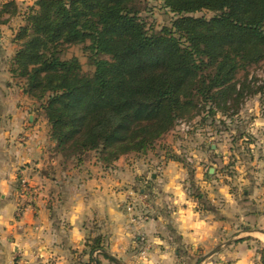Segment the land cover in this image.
<instances>
[{"label":"trees","instance_id":"1","mask_svg":"<svg viewBox=\"0 0 264 264\" xmlns=\"http://www.w3.org/2000/svg\"><path fill=\"white\" fill-rule=\"evenodd\" d=\"M160 1L172 18L159 29L147 24L142 0H34L28 7L9 70L39 102L64 158L80 163L94 151L109 166L144 153L177 119L200 108L202 120L231 117L260 91L236 77L264 61V0ZM17 13L14 0L1 5L0 16ZM74 44L88 53L91 73L76 56L62 58ZM86 246L102 251L103 237H87Z\"/></svg>","mask_w":264,"mask_h":264},{"label":"crops","instance_id":"2","mask_svg":"<svg viewBox=\"0 0 264 264\" xmlns=\"http://www.w3.org/2000/svg\"><path fill=\"white\" fill-rule=\"evenodd\" d=\"M9 44L0 52V264H196L200 256L198 264H264V160L251 181L223 175L226 155L237 154L221 143V157L217 144L189 148L181 163L129 153L109 166L96 154L70 162L55 149L39 102L12 76ZM243 123L264 137V99L263 113ZM21 178L30 197L20 198ZM139 190L147 196L129 211L126 200L137 201ZM96 234L104 248L90 253L86 239Z\"/></svg>","mask_w":264,"mask_h":264},{"label":"rangeland","instance_id":"3","mask_svg":"<svg viewBox=\"0 0 264 264\" xmlns=\"http://www.w3.org/2000/svg\"><path fill=\"white\" fill-rule=\"evenodd\" d=\"M9 0H0L1 5ZM18 6V13L14 16L8 17L7 14L0 16V52L6 53L9 43H15L13 37L18 27L24 23V15L31 6L34 0H14ZM143 4L146 6L145 11H142V15L147 21L148 25H152L153 28L159 29L162 25L169 24L172 14L161 7L160 0H142ZM210 16V12H199L197 15ZM6 20L3 22L2 20ZM17 48V44L15 43ZM8 56V55H6ZM71 56H76L81 63V68L84 73H91L93 71V66L88 61V53L83 50L82 44L68 45L62 54V58H70ZM4 61V59H2ZM10 66V59L7 60ZM246 76L247 80L250 81L249 86L252 88H258L260 90L254 95H248L244 99L241 109H246L243 115L237 113L231 117L222 116L221 113H217L206 120H202V113L200 109L198 114L191 119H177L175 126L166 132L162 137L154 141V143L147 148L144 153L131 152L128 156L133 159H152L153 157H158L164 155L165 158H170L181 163V159H187L189 155V148L198 149L204 148L207 152L212 150V147L217 144L218 150L220 147H224L231 151H235L237 155L233 152L230 155H226V161L221 169L223 175L228 176V179L232 180L234 175H239L243 178L251 180H256L263 173V157L259 156L258 144L263 139V132H260L258 128L253 131L247 129L244 126V120L248 121L253 119L255 116H259L263 113V99H264V61L257 64L250 65L244 71H240L237 74L236 80L238 84ZM43 112V110H42ZM258 115H255V113ZM219 114V115H218ZM44 115V114H43ZM238 115V116H237ZM237 116V117H236ZM180 120L185 121L189 124V128H182L180 125ZM247 125V124H246ZM261 126V125H257ZM219 130L222 132L220 137H216L213 132ZM220 138V139H219ZM221 143L222 146L219 144ZM219 144V146H218ZM250 144H254L251 147ZM213 152V151H212ZM222 149L219 153H215V156L220 155L221 157ZM96 153L90 151L85 154L84 160L92 159L93 155ZM70 162L75 161L73 158H67ZM210 161H207L206 165H210ZM212 163H217L212 161ZM248 176H251L250 179ZM141 192V191H138ZM137 192V194H138ZM133 201V199L126 200L125 207L127 208V203ZM128 209V208H127ZM132 211V210H129ZM133 216V215H132ZM207 258V257H206Z\"/></svg>","mask_w":264,"mask_h":264},{"label":"built area","instance_id":"4","mask_svg":"<svg viewBox=\"0 0 264 264\" xmlns=\"http://www.w3.org/2000/svg\"><path fill=\"white\" fill-rule=\"evenodd\" d=\"M180 125L182 126V128L188 129L189 128V124L186 123L183 120H180ZM251 147H254V144H250ZM257 152L259 153L260 157H263L264 160V137L263 139L260 141V143L258 144V150ZM20 184V198L22 197H30L32 195V188L31 186L28 184L27 180L24 178H21L19 181ZM147 194L141 190V192H138V200L137 201H129L127 203V208L129 210H132L136 205L134 204V202H138L140 200V202H143V200L146 198ZM20 203V202H19ZM139 217L143 220L149 218V215L147 214V212H142ZM133 220L135 219L134 216L132 218Z\"/></svg>","mask_w":264,"mask_h":264},{"label":"water","instance_id":"5","mask_svg":"<svg viewBox=\"0 0 264 264\" xmlns=\"http://www.w3.org/2000/svg\"><path fill=\"white\" fill-rule=\"evenodd\" d=\"M220 249V246H216L214 247L212 250H210L209 252H207L204 256H203V259L216 253L218 250ZM115 259V258H114Z\"/></svg>","mask_w":264,"mask_h":264}]
</instances>
